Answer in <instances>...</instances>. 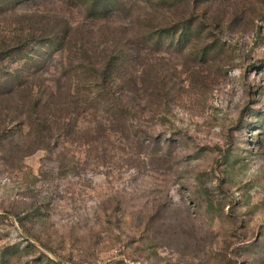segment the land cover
<instances>
[{"label": "rangeland", "instance_id": "rangeland-1", "mask_svg": "<svg viewBox=\"0 0 264 264\" xmlns=\"http://www.w3.org/2000/svg\"><path fill=\"white\" fill-rule=\"evenodd\" d=\"M0 264H264V0H0Z\"/></svg>", "mask_w": 264, "mask_h": 264}]
</instances>
